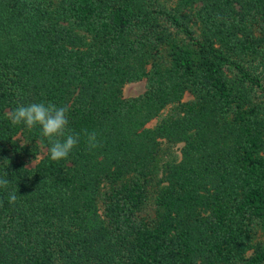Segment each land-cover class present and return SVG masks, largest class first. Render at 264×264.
<instances>
[{
	"label": "trees",
	"instance_id": "16d2710c",
	"mask_svg": "<svg viewBox=\"0 0 264 264\" xmlns=\"http://www.w3.org/2000/svg\"><path fill=\"white\" fill-rule=\"evenodd\" d=\"M0 178V264H264V0H0Z\"/></svg>",
	"mask_w": 264,
	"mask_h": 264
},
{
	"label": "clouds",
	"instance_id": "9594fccd",
	"mask_svg": "<svg viewBox=\"0 0 264 264\" xmlns=\"http://www.w3.org/2000/svg\"><path fill=\"white\" fill-rule=\"evenodd\" d=\"M70 106L64 104L58 106L52 102H33L27 105L20 104L6 113V118L12 125L23 124L31 130L39 126L41 136L46 138L50 144L48 153L50 159L59 161L69 156L70 152L80 143L81 135L89 150L100 146L98 133L83 130V133L73 132L69 127L68 114ZM9 180L0 178V188H7ZM17 197L15 192L8 194V202L15 203Z\"/></svg>",
	"mask_w": 264,
	"mask_h": 264
},
{
	"label": "rangeland",
	"instance_id": "374dc122",
	"mask_svg": "<svg viewBox=\"0 0 264 264\" xmlns=\"http://www.w3.org/2000/svg\"><path fill=\"white\" fill-rule=\"evenodd\" d=\"M143 89H144V80L132 81V82H128L124 85L123 94L125 96L134 95V94H137L138 92L142 91ZM188 96L189 95H187V97ZM41 156H42V153L39 152L36 155V157L31 160L30 165L35 164Z\"/></svg>",
	"mask_w": 264,
	"mask_h": 264
}]
</instances>
